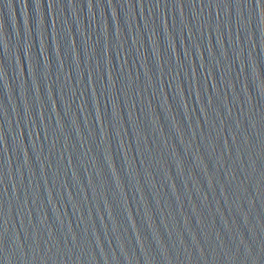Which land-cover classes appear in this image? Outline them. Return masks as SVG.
Here are the masks:
<instances>
[{
  "label": "water",
  "instance_id": "water-1",
  "mask_svg": "<svg viewBox=\"0 0 264 264\" xmlns=\"http://www.w3.org/2000/svg\"><path fill=\"white\" fill-rule=\"evenodd\" d=\"M0 264H264V5L0 0Z\"/></svg>",
  "mask_w": 264,
  "mask_h": 264
},
{
  "label": "snow or ice",
  "instance_id": "snow-or-ice-1",
  "mask_svg": "<svg viewBox=\"0 0 264 264\" xmlns=\"http://www.w3.org/2000/svg\"><path fill=\"white\" fill-rule=\"evenodd\" d=\"M264 5V0H255V6ZM0 247H2V241H0Z\"/></svg>",
  "mask_w": 264,
  "mask_h": 264
}]
</instances>
